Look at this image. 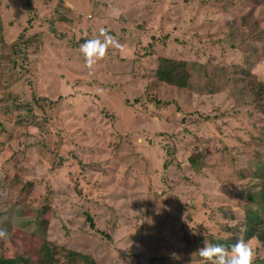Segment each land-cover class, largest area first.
<instances>
[{"label":"rangeland","instance_id":"obj_1","mask_svg":"<svg viewBox=\"0 0 264 264\" xmlns=\"http://www.w3.org/2000/svg\"><path fill=\"white\" fill-rule=\"evenodd\" d=\"M101 27L121 47L86 67L80 45ZM18 36L40 38L20 48ZM262 46L264 0H0V100L34 102L20 126L0 114L1 254L34 263L54 246L92 264H207L199 248L241 238L264 119L230 86L245 72L264 82ZM160 57L187 60L193 79L206 65L207 93L156 82ZM34 217L43 235L29 231ZM246 242L263 264L264 243Z\"/></svg>","mask_w":264,"mask_h":264},{"label":"trees","instance_id":"obj_2","mask_svg":"<svg viewBox=\"0 0 264 264\" xmlns=\"http://www.w3.org/2000/svg\"><path fill=\"white\" fill-rule=\"evenodd\" d=\"M26 3H24L25 5ZM24 9V8H22ZM33 10L32 6L27 5V11L29 13V18L27 20V27L32 26L33 19L37 18L38 13L34 12L31 13ZM14 23L12 22L8 27H13ZM253 25V24H252ZM25 25H23V31H26L27 29ZM246 33V32H245ZM250 33V30L247 34ZM255 39H258L257 41L260 42L261 40L258 38L257 34H250ZM36 36H34L35 38ZM40 36L36 38V40L30 42V40H26L24 36H18L17 40L18 42L16 44L17 47H24L28 46L29 43H34L38 41ZM88 40V39H85ZM85 40L82 42L84 43ZM16 44H12L10 46L11 51L15 49ZM22 48V50L24 49ZM261 49H264V46H262ZM21 49L15 50L17 54H19ZM14 52V51H13ZM2 55V54H1ZM3 57V56H1ZM6 58L8 66H14L16 60H12L11 56H4ZM264 59L263 57H261ZM189 65L187 63V60H179L175 58H169V57H160L157 61L156 68L153 72V77L156 82L170 86L172 88H176L178 90H188L193 94H204L207 93L206 91V83H207V77L205 76L206 73V65H198L199 67V73L200 75L198 78L193 79V76L191 74L192 70H189ZM22 67V66H21ZM253 67V66H252ZM250 71V70H249ZM246 75L242 78H234V81H232V84L230 86V89L238 88V86L241 84L240 89H238V94H236L233 98H230V100L233 103H236L239 99V94L241 97H246L248 99L247 103H250L253 105L256 109V111L263 117L264 119V82H261L260 80L255 79V76H252V74H249L245 72ZM247 80L248 77L254 80L256 82H248L245 83V80ZM242 81V82H241ZM221 80L216 82V77L214 81V86L211 90V93H215L218 90V83H220ZM206 85V86H205ZM241 90V91H240ZM155 103L160 105V100L154 98ZM18 99L16 96H6L0 100V114H2V117L5 121L11 119L12 115H15L14 118V125L20 126L21 123L24 121L26 117L30 115V113L33 110L34 102H26L21 101L17 102ZM12 102V103H11ZM56 104L50 105L52 108ZM39 108V106H37ZM51 108V109H52ZM41 109V107H40ZM19 129H25L19 128ZM260 138L259 143L260 147L264 151V130L259 133ZM263 138V139H261ZM202 154H199V159ZM188 163L191 167H196L200 163V161L194 157L188 158ZM246 168L249 169V173L251 175V179H256L258 181V191L256 192L255 196H248V199L251 201L249 202V205H242L243 208V227L242 232H239L241 235V239L248 241L255 239L258 242L264 243V161L257 158L253 163L247 162L245 163ZM163 168L166 169V164H163ZM231 219H234V216L230 215ZM86 221L89 223V227L92 229L94 228V223L90 217L86 218ZM32 223L34 224L35 228L29 229L30 232L37 234L39 231H41V235L44 234L45 229L47 227V222L39 219L38 217L32 218ZM33 236H36L34 235ZM107 236V235H106ZM42 238V237H40ZM44 239V238H42ZM236 242L235 237L229 236L228 238L218 239L216 241H211L210 245L218 244L222 245L226 249L229 248L232 244ZM2 247L0 246V250ZM61 255L63 258L66 259L64 264H92L91 258L80 255L75 252L71 251H65L64 249H57L54 246H51L50 248L41 247L39 258L36 260V262L32 263L29 257H23L18 256L16 257H5L3 254H1L0 251V264H58V258L57 256ZM264 264V262H263Z\"/></svg>","mask_w":264,"mask_h":264},{"label":"clouds","instance_id":"obj_3","mask_svg":"<svg viewBox=\"0 0 264 264\" xmlns=\"http://www.w3.org/2000/svg\"><path fill=\"white\" fill-rule=\"evenodd\" d=\"M110 46L113 48L121 47L119 42L106 29L99 28L95 37L80 45V52L83 54L85 66L91 67L102 59ZM196 253L207 264H254L255 258V250L241 238H237L236 242L227 249L218 244L204 245Z\"/></svg>","mask_w":264,"mask_h":264}]
</instances>
